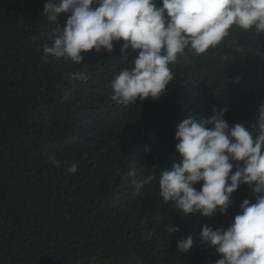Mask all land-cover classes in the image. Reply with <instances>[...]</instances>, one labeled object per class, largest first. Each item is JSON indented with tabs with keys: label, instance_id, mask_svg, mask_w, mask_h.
I'll list each match as a JSON object with an SVG mask.
<instances>
[{
	"label": "trees",
	"instance_id": "trees-1",
	"mask_svg": "<svg viewBox=\"0 0 264 264\" xmlns=\"http://www.w3.org/2000/svg\"><path fill=\"white\" fill-rule=\"evenodd\" d=\"M46 2L0 0V264H216L221 256L198 243L177 253L182 237L199 242L204 221L165 203L158 180L178 162L175 131L182 120L201 118L198 112L213 107L227 108L229 127L242 120L211 94L228 92L247 121L258 115L264 92L258 87L255 100L253 83H240L253 63L247 61L252 68L235 77L218 79L223 88L210 86L181 106L174 98L151 97L121 105L111 99L109 84L121 65L131 67V54L116 51L119 59L93 49L81 53L80 64L45 57L43 47L51 46L66 19L61 14L50 22L43 14ZM237 39L227 43L237 47ZM246 49L255 50L251 43ZM189 50L188 60L201 58ZM72 72L87 79L73 80ZM65 91L70 96L62 102ZM72 164L78 166L75 174L67 171ZM151 174L156 179L135 194L132 181ZM244 185L210 227L224 228L244 199L255 198ZM171 224L180 231L170 234Z\"/></svg>",
	"mask_w": 264,
	"mask_h": 264
},
{
	"label": "clouds",
	"instance_id": "clouds-1",
	"mask_svg": "<svg viewBox=\"0 0 264 264\" xmlns=\"http://www.w3.org/2000/svg\"><path fill=\"white\" fill-rule=\"evenodd\" d=\"M43 14L50 22L61 14L66 17L51 46L43 47L45 57L80 64L81 53L93 49L97 53L104 49L119 59L116 51L131 54V67L121 65L109 84L111 99L121 105L151 97L174 98L181 106L210 86L223 88L218 79L252 68L247 61L253 63V71L240 83H253L255 100L258 87L264 92V0H160V6L156 0H47ZM232 36L238 38L237 47L227 43ZM250 43L252 52L246 49ZM186 49L201 58L188 60ZM70 76L87 79L79 72ZM217 93L223 97L211 94L215 103L227 101L242 120L229 127L227 108L215 107L208 114L198 112L201 118L189 115L182 120L175 131L178 162L160 173V196L165 203L173 202L182 215L199 214L195 218L204 221L199 242L182 237L177 241L178 254L198 243L215 249L221 256L216 264H264V104L247 121L241 103L234 105L228 92ZM69 96L65 91L62 102ZM50 159L57 164L55 157ZM77 169L72 164L67 171L75 174ZM155 179L151 174L133 180L135 194ZM201 181L196 190L194 185ZM241 184L255 198L244 199L224 228L210 227L217 214L229 210ZM167 230L180 231L172 224Z\"/></svg>",
	"mask_w": 264,
	"mask_h": 264
}]
</instances>
